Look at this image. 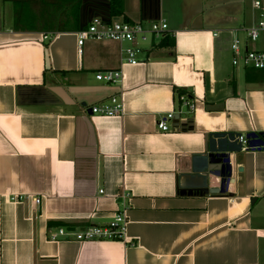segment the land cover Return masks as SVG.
<instances>
[{
  "label": "crops",
  "instance_id": "0c3cea01",
  "mask_svg": "<svg viewBox=\"0 0 264 264\" xmlns=\"http://www.w3.org/2000/svg\"><path fill=\"white\" fill-rule=\"evenodd\" d=\"M21 4L0 0V264H264V149L238 155L233 195L182 192L175 170L208 134L264 133V71L234 67L230 50L237 38L264 51V32L246 38L252 0H60L46 32L18 22ZM93 18L163 20L168 37L140 43L137 65L114 40L79 53ZM108 70L120 81L96 80ZM114 96L120 117L84 111ZM171 112L178 122L158 130ZM123 208L133 245L58 233L106 226Z\"/></svg>",
  "mask_w": 264,
  "mask_h": 264
},
{
  "label": "built area",
  "instance_id": "2783aa9c",
  "mask_svg": "<svg viewBox=\"0 0 264 264\" xmlns=\"http://www.w3.org/2000/svg\"><path fill=\"white\" fill-rule=\"evenodd\" d=\"M252 8L258 11V20L254 25L246 29V38L249 42H256L260 34L264 32V9L261 0H252ZM78 52L89 38L114 40L119 43H126L128 46L123 48L124 62L130 65H137L141 63L138 56L145 50L141 47L140 43L150 44L151 46L159 45L168 37V26L165 21L157 20L145 26L139 22H130L119 18L110 20H102L100 18H93L86 29L80 30L76 34ZM48 40L47 35H43L41 41ZM230 50L233 54L232 65L234 67H242L243 69L253 71H264V51L249 50L246 46L242 47L241 41L235 38L231 45ZM122 74L120 70H108L98 72L95 78L107 84H115L120 81ZM179 101L182 107L189 110L193 108V102L186 96H181ZM90 110L91 115L114 118L122 115V105L120 100L114 96L108 101H103L100 104L84 109ZM180 112L168 113L160 117L157 121V129L166 132L169 131L168 123L174 120L175 115ZM236 140L241 144V151L264 149V134L257 136L254 140H258L261 144L249 145V139L246 135H240ZM102 194V191H100ZM126 195L121 196L124 198ZM34 203L38 205L40 199H34ZM126 209L123 208L113 215L112 220L106 226H85L79 227L76 231L64 232L59 230V235L63 237L73 236L79 243L87 241H117L133 245V241L126 238V230L128 219L125 213ZM57 236L52 237L55 239Z\"/></svg>",
  "mask_w": 264,
  "mask_h": 264
},
{
  "label": "water",
  "instance_id": "95a60500",
  "mask_svg": "<svg viewBox=\"0 0 264 264\" xmlns=\"http://www.w3.org/2000/svg\"><path fill=\"white\" fill-rule=\"evenodd\" d=\"M45 68L49 69V60L45 57ZM91 115V111L88 110ZM176 123L177 115L174 116ZM264 133H248L249 145L261 144L254 140ZM240 134L213 133L204 139L201 153L180 155L176 161V174L179 189L190 195H215L229 193L233 195L235 181L242 169L237 167L241 144L236 140Z\"/></svg>",
  "mask_w": 264,
  "mask_h": 264
},
{
  "label": "rangeland",
  "instance_id": "374dc122",
  "mask_svg": "<svg viewBox=\"0 0 264 264\" xmlns=\"http://www.w3.org/2000/svg\"><path fill=\"white\" fill-rule=\"evenodd\" d=\"M15 2V0H14ZM60 0H24L25 6H20L23 10H19L17 14L18 16V22L21 23V25L25 22L30 25L29 30H42L43 29V20L42 18L47 17L49 14H51L50 18H52L53 15H58L62 8H60L59 3ZM262 4L264 3V0H261ZM56 13V14H55ZM25 14H29V18L26 21L25 20ZM47 23V22H46ZM53 22H51L48 25V28L51 30L53 29ZM32 26V27H31ZM243 69V68H241ZM253 71V70H249Z\"/></svg>",
  "mask_w": 264,
  "mask_h": 264
},
{
  "label": "trees",
  "instance_id": "16d2710c",
  "mask_svg": "<svg viewBox=\"0 0 264 264\" xmlns=\"http://www.w3.org/2000/svg\"><path fill=\"white\" fill-rule=\"evenodd\" d=\"M62 1L66 2V3H73L75 0H62ZM72 9L77 10V6L75 5ZM111 16L112 17L118 16V13L113 8H111ZM45 24H46V22L43 23V29H42V31L46 32V31L51 30L50 28H48L47 26H45ZM29 29H30V27H29ZM189 97L192 99V96L189 95Z\"/></svg>",
  "mask_w": 264,
  "mask_h": 264
}]
</instances>
